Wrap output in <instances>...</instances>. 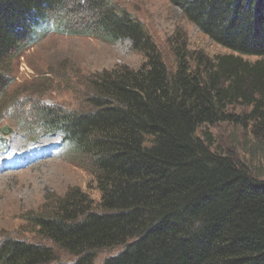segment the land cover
I'll return each mask as SVG.
<instances>
[{
    "label": "trees",
    "instance_id": "16d2710c",
    "mask_svg": "<svg viewBox=\"0 0 264 264\" xmlns=\"http://www.w3.org/2000/svg\"><path fill=\"white\" fill-rule=\"evenodd\" d=\"M169 1L230 54L212 59L176 36L170 67L144 25L110 0H0V121L16 108V56L49 24L130 41L144 58L90 78L79 111L34 102L44 133L87 160L99 201L82 188L56 198L28 220L51 245L0 237V264H95L119 248L103 264H264V180L214 150L208 130L251 127L264 142V0Z\"/></svg>",
    "mask_w": 264,
    "mask_h": 264
},
{
    "label": "rangeland",
    "instance_id": "374dc122",
    "mask_svg": "<svg viewBox=\"0 0 264 264\" xmlns=\"http://www.w3.org/2000/svg\"><path fill=\"white\" fill-rule=\"evenodd\" d=\"M110 1L144 25L170 67L175 64L171 41L176 36L188 41L191 52H201L212 59L230 54L229 50L217 45L185 20L181 10L169 0ZM83 14L91 18L87 11ZM48 26L51 32L45 33L33 48L16 56L13 67L15 83L9 90V96L17 98L16 108L6 111L0 121V130L11 129L6 137L0 133V156L15 152L25 161L17 165L24 167L0 175V237L10 234L51 245L31 232L29 217L44 215L56 198L66 195L72 188H82L96 202L99 194L87 160L68 146H59V138L44 133L33 113L36 109L34 102L79 111L84 107L83 93L90 78L124 66L139 69L144 58L133 49L130 41L109 43L81 35L66 36L52 32L51 24ZM230 111L244 113L241 107ZM208 130L214 150L232 155L264 180V142L252 134L251 127L242 129L226 123L208 127ZM39 150L43 152L41 158ZM119 251L120 248L101 252L95 264H103L106 258ZM59 257L62 262L72 261L65 253H60Z\"/></svg>",
    "mask_w": 264,
    "mask_h": 264
},
{
    "label": "bare ground",
    "instance_id": "6f19581e",
    "mask_svg": "<svg viewBox=\"0 0 264 264\" xmlns=\"http://www.w3.org/2000/svg\"><path fill=\"white\" fill-rule=\"evenodd\" d=\"M9 153L10 154H6V156L5 155L0 156V168H4L3 170H0V175H2L1 173H4V172L7 173V171L10 170V168H7V169H5V168L9 164V161L12 160L15 153L14 152H9Z\"/></svg>",
    "mask_w": 264,
    "mask_h": 264
},
{
    "label": "water",
    "instance_id": "95a60500",
    "mask_svg": "<svg viewBox=\"0 0 264 264\" xmlns=\"http://www.w3.org/2000/svg\"><path fill=\"white\" fill-rule=\"evenodd\" d=\"M2 132H4V134L6 135V134L10 133L11 130L7 127L5 130H2Z\"/></svg>",
    "mask_w": 264,
    "mask_h": 264
}]
</instances>
